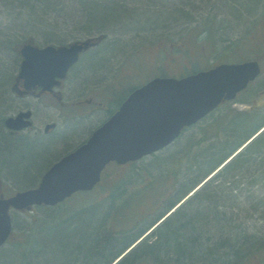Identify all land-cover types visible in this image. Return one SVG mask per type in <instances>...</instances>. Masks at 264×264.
<instances>
[{
	"label": "trees",
	"instance_id": "trees-1",
	"mask_svg": "<svg viewBox=\"0 0 264 264\" xmlns=\"http://www.w3.org/2000/svg\"><path fill=\"white\" fill-rule=\"evenodd\" d=\"M199 2L206 9H196ZM248 4L264 15V0H227L221 7L216 0H0V50L13 53L12 44L28 39L58 45L88 39L92 46L108 39L73 67L86 62L95 72L132 36L130 48L137 46L131 44L135 37L165 49L162 57L169 60L156 66L160 75L173 66L181 76L228 60L222 57L225 42L234 48L254 44L257 51L264 46L257 19L242 37L222 36L230 19H240L238 6ZM258 30L261 39L252 42ZM9 75L0 77V85ZM231 103L185 128L165 149L109 164L93 190L53 207H33L30 222L0 248V264H162L168 258L172 264H264V128L257 133L264 108L241 110ZM118 105L112 103L108 115ZM27 147L33 154L26 163L37 164L35 153L45 147ZM146 158L149 164H139Z\"/></svg>",
	"mask_w": 264,
	"mask_h": 264
},
{
	"label": "water",
	"instance_id": "water-1",
	"mask_svg": "<svg viewBox=\"0 0 264 264\" xmlns=\"http://www.w3.org/2000/svg\"><path fill=\"white\" fill-rule=\"evenodd\" d=\"M90 44L84 40L39 47L28 41L20 48L18 77L26 88L50 90ZM260 71L257 60L223 62L180 77L155 76L134 88L85 142L52 164L36 186L0 199V247L12 229L10 207L54 206L78 191L92 190L109 162L124 164L166 147L186 126L223 100L234 99Z\"/></svg>",
	"mask_w": 264,
	"mask_h": 264
},
{
	"label": "rangeland",
	"instance_id": "rangeland-1",
	"mask_svg": "<svg viewBox=\"0 0 264 264\" xmlns=\"http://www.w3.org/2000/svg\"><path fill=\"white\" fill-rule=\"evenodd\" d=\"M219 4V7L223 6L227 0H216ZM198 3V2H197ZM195 3V5L197 4ZM223 4V5H222ZM208 4L203 2H199L196 6V9H206ZM248 9L242 8V6H238L239 17L240 19L235 20V17L230 19L227 24V29H225L222 33L223 37H228L232 39H237L238 37H242L246 29V26L249 25V21L256 19L258 21V27L260 25L264 26V15L261 16L260 8L256 9L254 12H251V4H248ZM2 20L0 19V22ZM237 21V22H236ZM172 24L171 22H166V25ZM230 24V26H229ZM171 32L173 30V26H168ZM166 32H169L166 30ZM263 34V33H262ZM132 36H127L125 38V42L123 43L124 49H119V54H115L110 52L112 55H107L106 66L104 69L99 68L98 71L92 72L87 70L86 62L81 65L79 70H71L69 74V78L65 80V89L66 93H70V96L77 95L73 99H77L79 102V106H75V111L77 114H80L78 118H76L73 123L69 122L67 133L75 137L76 141L84 140L88 134L99 125L107 116H108V107L113 103V106L116 107L120 102L122 97L129 92V89L133 86H137L142 84L148 78L160 75L162 70L156 68V66H160L163 62L169 60V57H162L165 54V49L163 47H152V44H147L148 39H137L133 43H136L135 51L131 52L132 46L130 48L129 39L131 40ZM84 36H80L79 39H84ZM2 36L0 35V42L2 40ZM252 42L254 40L261 39V32L258 30L255 35L252 36ZM3 41V40H2ZM72 39L67 40L66 43L72 42ZM108 39L100 40L99 43L89 48L88 51H84L82 53L81 58L87 59L90 57L87 55L90 51L95 50L99 46H101ZM14 42V41H12ZM169 42V41H167ZM225 42L223 45L222 57L228 58L226 61H237V60H247L256 58L260 61L263 72L262 74L250 84L245 92L238 95V97L232 102V106L241 110H247L252 108V106H258L260 108H264V46L260 47V50H255V46L251 48H234L231 43ZM22 42H16L12 44L13 48L17 50L20 47ZM42 45L43 43H38ZM227 45V46H226ZM98 46V47H97ZM229 46V47H228ZM225 47H227L225 50ZM15 54V55H14ZM163 59L160 63L156 64L157 59ZM233 59V60H232ZM87 61V60H86ZM214 62V59H211ZM20 62L19 57L16 58V52L12 53L11 51H3L0 50V77L2 78L6 76L7 72L10 74L9 78L6 80H12L17 73L18 64ZM166 73L169 75L176 74V67H167L165 69ZM83 73V76H82ZM44 119L49 120V117L46 116ZM43 118L39 117L36 122L41 123ZM168 151V150H167ZM166 151V152H167ZM173 152V150L171 151ZM170 153V152H169ZM168 153V154H169ZM166 156L165 159L170 158V154ZM149 158L142 160L139 164H149ZM10 174L13 176V179L16 183V189L26 188L29 186H34L37 184L39 177L46 170V168L50 165L46 158H43L39 161L38 164H10ZM32 168L37 170V174L32 172ZM3 177H8L9 172L8 168L2 172ZM10 176V177H11ZM8 184L7 182H5ZM33 183V184H32ZM39 211H41L39 209ZM37 211V212H39ZM35 210H29L26 212H13L14 219V229L16 231H20L27 222H30V216L34 213ZM62 229H66V227H62ZM152 229V228H151ZM52 230V229H51ZM150 231V230H149ZM146 233L149 235V232ZM53 236L55 234L52 231ZM144 234L139 240L140 242L144 240V237H147V234ZM152 264H161L152 261ZM162 264H172L171 260L168 258Z\"/></svg>",
	"mask_w": 264,
	"mask_h": 264
},
{
	"label": "flooded vegetation",
	"instance_id": "flooded-vegetation-1",
	"mask_svg": "<svg viewBox=\"0 0 264 264\" xmlns=\"http://www.w3.org/2000/svg\"><path fill=\"white\" fill-rule=\"evenodd\" d=\"M20 47L17 48L18 51L12 50L13 53L16 52V58L20 59L16 75L0 85V199L9 198L23 189H16L9 171L10 164H27L28 154H33L28 145L34 143L38 147L43 144L45 147L44 152L35 153L39 155L37 164L46 158L44 154H50L48 164H54L90 135L82 141H76L75 137L67 133L69 122L72 124L80 114L75 111L79 102L73 99L77 95L70 96V93H66L65 80H61L50 90L39 85L25 87L23 79L18 77L22 60ZM46 116L49 120L44 119ZM39 117L44 119L41 123L36 122ZM25 122H29L28 125H23ZM7 168L11 177L2 176ZM9 212L13 213L15 209H9Z\"/></svg>",
	"mask_w": 264,
	"mask_h": 264
}]
</instances>
